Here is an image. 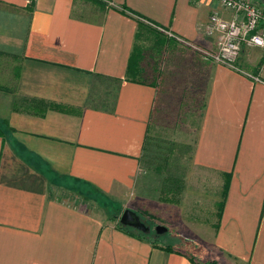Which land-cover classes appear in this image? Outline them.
I'll return each mask as SVG.
<instances>
[{"label":"crops","instance_id":"crops-1","mask_svg":"<svg viewBox=\"0 0 264 264\" xmlns=\"http://www.w3.org/2000/svg\"><path fill=\"white\" fill-rule=\"evenodd\" d=\"M215 14L234 18L213 0H0V264H264L263 52L233 69L174 38L215 51ZM158 117H200L177 204L145 164ZM88 192L158 213L187 250Z\"/></svg>","mask_w":264,"mask_h":264},{"label":"rangeland","instance_id":"rangeland-1","mask_svg":"<svg viewBox=\"0 0 264 264\" xmlns=\"http://www.w3.org/2000/svg\"><path fill=\"white\" fill-rule=\"evenodd\" d=\"M142 40V39H141ZM144 41V39H143ZM242 52V51H241ZM241 56V53H240ZM239 56V58H240ZM238 58V60H239ZM264 62V58H263ZM238 61L237 64L238 65ZM141 66V65H140ZM200 121V117H158L156 121H154L153 124H155L154 131L152 132L153 135H155L158 139L156 141H153V144L151 145V150L153 153H150L146 156L145 164L148 168L149 165L152 166L150 170L154 172V167L160 166V171L156 170L155 173H157V177L160 179L162 178L164 187L163 190L160 191L159 197L161 199H165L167 202H170L171 204H177L178 201H180L181 198H179V190H182L185 188L187 189V186L185 187V183L188 177V170L184 166L188 161V154L186 155L187 149L190 145L188 141L190 142L191 136L195 134V131L198 129V124ZM177 162L180 164L177 165ZM183 166V167H182ZM166 188V192H165ZM181 191V192H182ZM90 194L91 200L92 198L96 199L94 202L99 205V208L103 213H106L108 217L111 218L112 221L117 222L120 224L121 217L123 213L126 210L131 209H125L126 203L122 201H116L115 199H112L111 197L107 195L97 196L92 194L91 192H88ZM153 195L157 198L156 194L153 192ZM89 197V196H87ZM153 198V197H152ZM154 199V198H153ZM155 200V199H154ZM177 202V203H176ZM187 209V206H185ZM133 211V210H131ZM136 213L135 211H133ZM143 223L146 225H149L151 231L147 233V236L151 238L154 241H159L158 243H165V244H172V247L174 246L176 249H182L187 250L186 245L184 242L186 240L180 238V235H175L171 233H165L162 235H158L156 233V227L157 226H163L160 222V219L158 218V213H155L154 216L147 215L148 213H145L147 216H141L136 213ZM158 215V216H157ZM134 232H139V230L135 228L128 227ZM168 230L169 228L166 227ZM142 232V231H140ZM146 233V232H143ZM180 240L178 242L177 240ZM188 252V251H185Z\"/></svg>","mask_w":264,"mask_h":264},{"label":"built area","instance_id":"built-area-1","mask_svg":"<svg viewBox=\"0 0 264 264\" xmlns=\"http://www.w3.org/2000/svg\"><path fill=\"white\" fill-rule=\"evenodd\" d=\"M234 14L232 20H225L218 14L212 15L206 25L208 36L216 35L215 51H207L193 43L170 34L181 44L191 48L204 60L237 69L242 46L260 48L264 56V7L251 0H213Z\"/></svg>","mask_w":264,"mask_h":264},{"label":"trees","instance_id":"trees-1","mask_svg":"<svg viewBox=\"0 0 264 264\" xmlns=\"http://www.w3.org/2000/svg\"><path fill=\"white\" fill-rule=\"evenodd\" d=\"M143 37V31L140 28V32H138V35L136 36V42H140L141 39ZM142 46H138L136 43V47L134 49V53L132 54V58H131V62H130V71H129V76L128 77H133L136 79H140L141 75H142V71H140V67H136V65L141 64V58H142ZM119 228L123 231L126 232H131L132 230L129 229L128 227L123 226L122 224H119ZM137 237H139L140 239H144V240H148L150 241L152 244L154 245H159V241H154L151 238H149L147 236V233H143V232H134ZM166 249H168V247H166Z\"/></svg>","mask_w":264,"mask_h":264},{"label":"water","instance_id":"water-1","mask_svg":"<svg viewBox=\"0 0 264 264\" xmlns=\"http://www.w3.org/2000/svg\"><path fill=\"white\" fill-rule=\"evenodd\" d=\"M120 224H122L125 227L135 228L139 231L146 233L151 231L149 225L143 223L140 217L131 210H126L123 213L120 220ZM155 230L158 235H162L168 232V229L163 226H157Z\"/></svg>","mask_w":264,"mask_h":264}]
</instances>
